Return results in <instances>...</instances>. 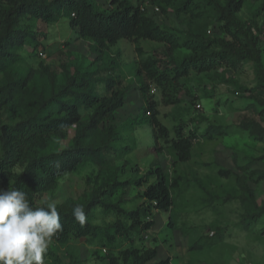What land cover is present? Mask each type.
Wrapping results in <instances>:
<instances>
[{"label": "trees", "instance_id": "obj_1", "mask_svg": "<svg viewBox=\"0 0 264 264\" xmlns=\"http://www.w3.org/2000/svg\"><path fill=\"white\" fill-rule=\"evenodd\" d=\"M244 5L245 0H101L100 4L98 0H0V191L21 189L33 206H41L42 195L55 188L59 180L76 172L89 157H100L96 149L85 145L91 137L95 138L102 123L114 120L126 99L118 88L119 76H113L117 65L114 57L103 70L108 76L97 81L103 83L104 95L95 93L88 73L66 77L55 92H37L30 72L18 76L12 71L18 49L24 45L33 49L40 46L39 35L25 31L20 24L22 19L52 26L66 16L76 40L90 43L100 54H109L119 41L130 43L136 56L134 78L140 86L143 110L149 114L146 124L152 129L153 138L163 142L172 167L176 168L191 161L193 146L224 138L228 131L209 126L198 134L196 128L191 129L183 122L168 130L158 119L150 87L156 89L164 106L176 107L184 102V96L194 99L184 82L188 77L220 70L236 72L243 64L253 63L255 88L264 95V52L259 49L260 37L264 38V0L253 14L261 15L260 27L256 22L252 26L241 23L238 15ZM149 8H158L165 17L173 14L186 29L159 24L149 16ZM213 23L219 25L221 37L210 30ZM142 41L160 44L161 49L147 52L141 46ZM236 88V96L253 91ZM82 110L92 112L86 123ZM258 114L264 122V110ZM4 116L8 121H2ZM72 128L78 136L72 139L73 145L67 146ZM244 129L264 144L262 125L255 123ZM216 175L222 182L231 179L240 182L229 170L219 169ZM262 178L264 174L256 182ZM125 185L142 189L141 203L130 212L119 207L120 201L108 202ZM184 193L179 176H170L159 163L152 164L143 176L127 183H113L97 200L82 205L87 217L83 226L72 215L74 207L57 208L63 231L53 240L60 246L71 240L84 243L91 240L105 253L106 248L110 251L121 240L129 248L120 252L118 258L109 256L108 264H118L119 260L123 264H169L168 260L158 261L155 250L142 251L133 245L135 237L143 240V235L155 226L154 212L169 214L166 230L176 229L173 194L180 197ZM95 206L115 212L129 224L117 221L107 227L93 225L91 212ZM259 215H250L241 229L257 225ZM206 245L193 242L191 251L203 250Z\"/></svg>", "mask_w": 264, "mask_h": 264}, {"label": "rangeland", "instance_id": "obj_2", "mask_svg": "<svg viewBox=\"0 0 264 264\" xmlns=\"http://www.w3.org/2000/svg\"><path fill=\"white\" fill-rule=\"evenodd\" d=\"M261 1L245 0L244 10L238 15L241 23L252 26L256 22L261 26V15H253ZM148 13L161 25L186 29L171 13L165 17L160 12L155 13L153 8H149ZM20 24L25 31L39 35L40 46L33 49L24 45L18 49V60L12 71L18 76L30 72L37 92H55L66 77L88 73L95 93L104 95L103 83L97 81L108 76L103 70L114 57L117 65L113 76H119L118 88L126 97L125 105L114 120L102 123L95 138L91 137L85 145L96 149L100 157H89L76 172L59 180L55 188L42 195L40 205L47 200L55 201L57 208L88 204L113 183L139 178L152 164L159 163L170 176H179L185 187L183 196L173 194L176 229L166 230L169 214L154 212L155 226L143 235V240L135 237L134 249L155 250L157 260H168L169 264H264V178L256 182L264 174V144L254 140L250 131L244 129L255 123L264 127L258 114L264 110V95L261 89L255 88L253 63L243 64L236 72L220 70L188 77L184 82L194 99L184 96V102L176 107L164 106L157 91L152 95L159 111L158 119L168 130L183 122L191 129L196 128L198 134L209 126L228 131L224 138L193 146L191 161L173 168L163 142L153 138L152 129L146 124L149 117L145 116L140 86L134 78L136 56L130 43L119 41L110 48L109 54H100L90 43L76 40L66 16L52 26L26 18ZM218 26L213 23L210 30L221 37ZM141 46L147 52L161 49L160 44L149 41H142ZM259 49L264 52L261 37ZM39 52L46 57L40 58ZM237 86L253 91L236 96ZM91 113L81 111L83 123ZM2 121H8L7 116ZM77 136L72 128L65 145H73L72 139ZM219 169L233 172L240 182L232 179L222 182L216 175ZM141 190L125 185L108 202L120 201L121 209L133 211L142 201ZM91 214L93 225L107 227L117 221L129 224L115 212H107L99 206H95ZM253 214H260L257 225L242 230ZM196 241L208 245L203 250L191 251ZM101 248L91 240L87 243L71 240L65 246L53 240L46 264H108L109 256L118 258L129 244L117 240L110 251L106 248L105 253ZM118 264L123 262L119 260Z\"/></svg>", "mask_w": 264, "mask_h": 264}, {"label": "clouds", "instance_id": "obj_3", "mask_svg": "<svg viewBox=\"0 0 264 264\" xmlns=\"http://www.w3.org/2000/svg\"><path fill=\"white\" fill-rule=\"evenodd\" d=\"M72 215L81 226L86 223L83 206H75ZM62 231L55 201L33 206L21 189L0 191V264H46L49 246Z\"/></svg>", "mask_w": 264, "mask_h": 264}, {"label": "built area", "instance_id": "obj_4", "mask_svg": "<svg viewBox=\"0 0 264 264\" xmlns=\"http://www.w3.org/2000/svg\"><path fill=\"white\" fill-rule=\"evenodd\" d=\"M153 10H154L155 13H159L158 8H153ZM38 55H39V57H41V58H45V57H46L45 54H44L43 52H39ZM154 92H155V89L152 88V89H151V93H154ZM197 106L200 107L199 105H197Z\"/></svg>", "mask_w": 264, "mask_h": 264}]
</instances>
